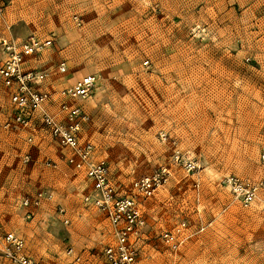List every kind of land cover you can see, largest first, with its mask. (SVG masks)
Instances as JSON below:
<instances>
[{"label": "rangeland", "instance_id": "obj_1", "mask_svg": "<svg viewBox=\"0 0 264 264\" xmlns=\"http://www.w3.org/2000/svg\"><path fill=\"white\" fill-rule=\"evenodd\" d=\"M29 37L53 39L36 57L53 89L97 77L83 136L122 194L170 174L151 198L136 197L145 218L136 264H264V0H0V42ZM8 97L0 83V123L15 114ZM175 149L193 173L172 163ZM66 153L39 122L0 131V236H21L41 264H67L69 248L107 264L113 229L83 204L89 183ZM228 175L261 184L251 207L223 187ZM39 192L52 200L21 206ZM181 222L188 237L174 252L160 235Z\"/></svg>", "mask_w": 264, "mask_h": 264}, {"label": "built area", "instance_id": "obj_2", "mask_svg": "<svg viewBox=\"0 0 264 264\" xmlns=\"http://www.w3.org/2000/svg\"><path fill=\"white\" fill-rule=\"evenodd\" d=\"M53 39L39 40L29 37L19 42L1 40L0 81L8 91V102L15 110L11 120L0 123V131L11 129H30L36 122L47 131L52 140L67 153L65 162L77 172H82L89 183L90 190L83 198V204L103 214L113 229L114 244L107 246L103 257L107 264H136L135 239L145 227L136 197L151 198L163 188L169 179L166 169L154 171L132 182L133 195L122 194L110 179L109 168L105 161L96 159L94 145L84 138V127L87 116L81 102L88 101L98 83L96 76H85L73 85L61 88L53 93L37 90V86L49 77L48 70L26 69L28 59L49 49ZM63 61L57 66L60 74L66 72ZM58 102L56 112L49 106ZM31 142V138L28 139ZM175 146V142L172 143ZM264 160V155H262ZM29 161V156L24 157ZM174 165L181 167L188 174L196 169L194 162L175 149L171 155ZM55 168V164H47ZM243 208H249L257 200L260 183L228 175L221 180ZM52 200V194L39 192L32 199L23 198L24 209L38 207L42 202ZM63 223L68 224L65 209L57 208ZM30 218V215L26 217ZM186 223L181 222L169 231L160 235V241L175 252L187 239ZM69 257L67 264H90L72 248L66 251ZM0 255L10 264H41L26 253L24 239L14 232H4L0 236ZM175 264V262L171 263Z\"/></svg>", "mask_w": 264, "mask_h": 264}, {"label": "crops", "instance_id": "obj_3", "mask_svg": "<svg viewBox=\"0 0 264 264\" xmlns=\"http://www.w3.org/2000/svg\"><path fill=\"white\" fill-rule=\"evenodd\" d=\"M4 40V39H3ZM6 40H11V39H6ZM11 41H13V40H11ZM15 42H19V41H15ZM37 56H35V57H32V58H30V59H28L27 60V62L25 63V68L26 69H36V70H38V71H42V70H39L38 69V67H37V61H36V58ZM2 58V54H1V51H0V59ZM64 60H62V59H60L59 61H58V63H57V65H56V67L59 65V63H61V62H63ZM65 62V61H64ZM66 63V62H65ZM36 65V66H35ZM43 70H46V69H43ZM67 70V69H66ZM66 73V72H65ZM57 74H59V75H62V74H60L58 71H57ZM79 79H81V78H79ZM79 79H77V80H79ZM77 80H75L73 83H71L70 85H66V86H61V87H59V88H54L53 89V87L51 86L52 85V78H49V79H47V80H45L43 83H41L40 85H38L37 86V90H39V91H42V92H50V93H53L54 91H57V90H59V89H61V88H64V87H68V86H71V85H73ZM0 83H1V81H0ZM2 84V83H1ZM40 86L42 87V88H40ZM5 89V88H4ZM5 92L6 93H8V91L5 89ZM8 102V101H7ZM86 102V101H85ZM9 103V102H8ZM83 103L84 102H81L80 104H81V106H83ZM10 105V104H9ZM11 106V105H10ZM49 110L51 111V112H56V110H57V108H58V102H56V103H54V104H52V105H50L49 107ZM3 123V122H2ZM55 143V142H54ZM56 144V143H55ZM57 145V144H56ZM201 230H203V229H201ZM153 246H154V244H153ZM26 253H27V251H26ZM28 254V253H27Z\"/></svg>", "mask_w": 264, "mask_h": 264}]
</instances>
